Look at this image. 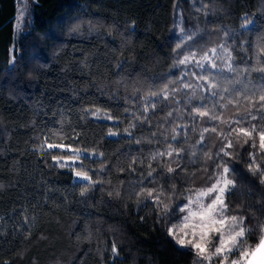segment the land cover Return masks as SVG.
Returning <instances> with one entry per match:
<instances>
[{"label": "trees", "instance_id": "16d2710c", "mask_svg": "<svg viewBox=\"0 0 264 264\" xmlns=\"http://www.w3.org/2000/svg\"><path fill=\"white\" fill-rule=\"evenodd\" d=\"M224 172L219 254L222 226L171 227ZM263 238L264 0H0V264H245Z\"/></svg>", "mask_w": 264, "mask_h": 264}, {"label": "rangeland", "instance_id": "374dc122", "mask_svg": "<svg viewBox=\"0 0 264 264\" xmlns=\"http://www.w3.org/2000/svg\"><path fill=\"white\" fill-rule=\"evenodd\" d=\"M17 26L20 25V17L16 19ZM209 59L206 57L188 56L184 63L186 68L190 69L191 65L203 64ZM50 148L65 147L49 145ZM79 153L77 152V155ZM59 165L74 169L76 176L85 177L82 172L76 169L77 163L80 162L78 157L58 158ZM79 173V174H78ZM232 181L224 172L219 179L208 189H205L192 196L186 204L181 208L185 210L184 216L175 222L172 227V232H182L184 235H190L197 239L196 243L201 245V240L214 229L216 225L222 226L223 232L221 235L220 244L216 248L219 254H225L232 250L242 237V231L238 229L226 230V218L221 215L223 207L224 195L231 189ZM260 250L264 254V238L260 245ZM235 264H238L235 262Z\"/></svg>", "mask_w": 264, "mask_h": 264}, {"label": "crops", "instance_id": "0c3cea01", "mask_svg": "<svg viewBox=\"0 0 264 264\" xmlns=\"http://www.w3.org/2000/svg\"><path fill=\"white\" fill-rule=\"evenodd\" d=\"M261 244H262V242H261ZM260 245L251 254V256L249 257V259L247 260V262L245 264H264V254H263V251L260 250Z\"/></svg>", "mask_w": 264, "mask_h": 264}]
</instances>
